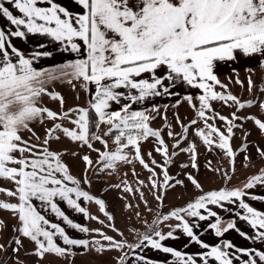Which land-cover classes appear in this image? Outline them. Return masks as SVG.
Listing matches in <instances>:
<instances>
[{"label": "snow or ice", "instance_id": "6c2138e0", "mask_svg": "<svg viewBox=\"0 0 264 264\" xmlns=\"http://www.w3.org/2000/svg\"><path fill=\"white\" fill-rule=\"evenodd\" d=\"M7 3L21 15H14L4 2H0V18H5L15 26V31L8 33L0 29V179L12 182L15 189L0 188V193L16 198L18 203L0 201V210H8L18 218L20 226L13 230L35 243L34 255L37 257L43 259L46 254L64 257L72 254L73 247L85 250L94 247L97 252H102L125 246L123 242L99 229L95 232L106 244L101 240L70 238L64 227L41 214V210L51 212L80 233H88L90 230L70 219L57 201L66 203L86 219L98 220V217L90 216L86 207L80 203L94 202L109 221L115 219L106 211L103 199L80 187L81 183L90 184L87 171L93 165V160L88 155L82 156L85 163L82 178L77 179L71 175L69 167L62 162L64 152L50 150L51 143L61 139L54 133L61 132L71 141L98 153L99 160L96 163L103 165L100 171L116 169L117 162L130 164L134 160L138 161L150 173V187L143 180H137V184L148 187L157 201L164 199L163 193L168 189L186 185L183 180L169 174L168 166L174 162L173 157L177 153H170L161 131L149 126L150 119L155 117H150L147 110H132L133 104H142L152 97L178 96L179 93L172 90L178 84L203 90V94L198 96L199 108L192 104L191 95L183 98L196 109L197 118L183 124L177 116L176 123L182 131L167 132V136L175 140L173 149L191 154L190 164L181 165L182 169L189 166L198 169L196 145L192 143L189 147L182 148L181 144L188 139L193 126L200 121H203L205 127H196L194 135L208 146V150L216 148L223 151L232 163L235 162L236 153L230 141L235 136L234 130L243 127L237 121L252 120L259 132L264 134V120L252 115L241 117L236 112L225 116L215 112L212 107L214 101L223 102L229 107L235 105L238 111L254 105L253 100L242 102L228 91V85L219 79L217 69L222 64H230L240 58L255 60L264 69V0H73L81 9L79 12L69 11L54 0H7ZM21 28L26 29V32ZM26 33L50 37L59 42L64 51L82 58L66 62L53 70H37L34 61L38 57H51L52 53L47 50L34 51L29 58L27 53L11 43L9 37L25 38ZM39 47L46 48L44 44ZM246 71L252 73L254 70L249 68ZM233 72L236 73V70L233 69ZM142 74L150 76L145 79L141 78ZM64 79L69 83L80 80L85 89L89 85H95V94L90 100L89 108L56 112L40 105L41 97L48 95L52 100H59L63 107V97L48 92L46 85ZM228 80L232 82V77H228ZM235 83L244 86V81L238 78V74ZM216 86L224 91H216ZM247 87L250 92L256 87L251 75L247 77ZM121 89H126L127 92ZM259 91L264 92V87L259 88ZM113 102L120 105L118 110H110ZM259 109L264 114V102L260 103ZM151 110L156 113L160 111L156 106ZM93 112L96 119H92ZM73 113L76 114L75 119L72 118ZM216 119L224 122L225 131H221L214 123H209ZM57 120L70 121L74 127H64L62 123H55ZM36 121L54 122L53 127L46 130L42 145L33 144L30 139L26 140L21 135L23 131L32 132L30 125ZM101 124L109 126L104 136L114 137L113 142L117 145L115 151L107 150L108 140L90 131V126L98 129ZM32 134L35 135L34 132ZM248 135L251 133H245V139ZM149 137L156 139L154 151L160 154L163 164L158 163L151 152L147 153L150 162L145 161L140 143ZM93 141L99 142L106 150L95 148ZM129 148L133 149L134 155L130 156L125 151ZM247 149L248 145L245 143L240 151L246 152ZM256 151L264 158V149L257 146ZM244 159L248 160L249 157L246 155ZM133 175H136L135 171ZM161 175L162 181L157 179ZM222 175L224 179H231L227 172ZM187 179L196 189L203 191L202 185L191 174L187 175ZM69 182L72 186H69ZM257 185L264 187V169H261L259 175L249 178L243 188H222L206 192L186 207L177 208L162 216L163 221L175 218L178 221L176 228L182 229L188 243L194 242L205 250L197 253L199 261L196 256L163 245V241L178 237L174 235V230L166 235L154 230L161 219L153 221V225L149 226L156 238L144 234L135 247L139 248L147 241L153 249L175 257L174 264H209L210 260L212 264H233L234 260H240L239 254L248 257L242 264H258V261L259 264H264V251L236 248L227 241L216 246L203 242L194 232V228L199 225L190 224L182 215L187 214L199 221L216 218V222L209 223L207 228L215 230L218 237L234 229L246 240L264 241V212L254 209L244 199L248 197L264 201V196L251 195L246 191ZM113 187L122 188L125 193L139 192L141 200L147 204L140 187L134 189L127 180ZM33 200L39 204H34ZM226 203L237 204L239 209L244 210V214L237 211L235 215L255 230L254 236L237 228L235 221L228 222L226 227L222 226L218 212L210 206L232 212L231 208L226 207ZM131 207L130 204L125 205V208ZM201 210L207 214H202ZM99 222L103 224V221ZM110 226L113 231L118 232L114 224ZM57 236L62 239L65 247L54 241ZM11 243L17 246L13 251L19 252L21 239L16 237ZM4 247L0 244V250ZM229 249L234 251H228ZM134 258L144 264H151V261H145L143 257ZM120 264H125L123 257Z\"/></svg>", "mask_w": 264, "mask_h": 264}, {"label": "rangeland", "instance_id": "374dc122", "mask_svg": "<svg viewBox=\"0 0 264 264\" xmlns=\"http://www.w3.org/2000/svg\"><path fill=\"white\" fill-rule=\"evenodd\" d=\"M232 82L235 83V80H233ZM227 85L229 86V81ZM231 90H229L228 87V91ZM233 91L237 94L239 92L236 90ZM233 91H231V93L235 95ZM240 95L241 93L238 94L237 97L241 98ZM192 104H195L196 108H199V100H195L194 102L192 101ZM212 107L215 112H218L221 115L226 114L225 116H230L232 112H236L238 116H242L241 114L244 111L245 113H248L250 115H256L257 112H259V110H255L257 105H253L251 108H248L246 110L243 109L238 111L235 105L229 107L228 105H224L223 102L220 101L212 102ZM159 109V113L152 112L148 114L150 117H155V119H150L149 126L154 130L161 131V136L169 146L170 153L173 151L177 153L173 157L174 162L168 166L169 174L176 179L183 180L184 185H186V187L178 185L174 189H168L163 193L164 199L162 201H157L154 198L153 192L149 191L148 187H142L137 184V180H143L145 184L149 185L150 187V181L148 180V176L150 175V173L146 169H144L138 161L134 160L133 163L130 164L117 162L116 169H105L103 171H100L103 165L96 163V161L99 160L98 153L91 151L86 146L80 145L78 142H73V144L77 147L74 149V152L77 153V155H72V153L74 152L64 153L62 155V159L68 162L72 161L76 163V167L70 169V174L77 179H81L82 174L85 172V163L83 162L81 157L84 155H88L93 160V165L88 168L87 171V178L90 180V184L86 185L81 183L80 187L88 191L91 195L96 192V194L99 196L97 198L103 199L105 201L106 211L110 215H113L115 219L114 221H109L105 216L104 233L106 235L113 236L117 241H128L131 244L136 240H139V238L137 239V237H140L143 233H152L151 236L155 237L154 231L149 227L153 225V221L161 219L163 215H167L177 208L186 207L188 203L194 202L196 198L206 192L220 190L222 188H243V185L248 182L249 178L255 175H259L261 169H264V158H261L256 151L257 146L264 149V134H261L259 132L252 120L237 121V123H242L243 127L241 129H236L237 132L235 133H240V135L234 136L230 141L233 151L236 153L234 163L230 162L229 159L225 157L223 151H221L220 149L213 148L212 150H208V146L204 145L203 142L194 135L195 128L200 127L201 122H199L196 126H193L190 134L188 135V139L182 142L181 147L187 148L192 143L196 145V151L198 153L196 163L198 165V169H193L190 166L187 169H182L180 167L181 165L190 164L191 154L189 152H180L179 149H173L172 145L175 143V140L169 138L167 136V132L173 131L174 133H180L182 129L180 125L176 123V117L179 116L183 124H188L191 119L197 118L196 109L193 108L189 103L174 104L171 106H167V108L164 107L163 109ZM73 114L76 115L75 113ZM211 114L212 113H208V115ZM75 118L76 116L74 117V119ZM210 122L214 123L216 127L221 129V131H225L226 126L224 122L219 121L218 119ZM108 127L109 126L107 124H101L97 129L96 134L108 140L107 150L115 151L117 145L113 142L114 139H110L109 137L104 136V133L108 131ZM248 132H250L251 135H248L247 139H245V133ZM245 143H247L248 149L246 152H241L240 148ZM93 146L95 148L101 149V151L106 150L97 141L93 142ZM140 146L142 155L144 156L146 162H150V158L148 157L147 153L151 152L152 157H154L158 163L163 164V159L160 154L154 151L155 147L157 146V141L155 138L149 137L147 140L141 141ZM125 151L130 156L134 155L133 149L131 148L125 149ZM246 155L249 157L248 160L244 159ZM209 162H211L210 166ZM210 169H220V171L215 172ZM133 171H135L136 175H133ZM157 171L159 172V169H157ZM224 172H227L228 176L231 177V179H224L222 175ZM188 174H191L199 181V183L202 185L203 191H201L200 189H196L190 183V181L187 179ZM157 179L162 181V175L158 176ZM123 180H127L128 184L134 189L140 187V190L144 193V198L146 199L147 204H145L144 200H141L139 192H136L134 194L125 193L124 191H122V188L113 187L114 185L121 184V181ZM2 181L4 183L5 179ZM69 186H72L70 182ZM0 188L14 190L15 185L12 182L10 184H0ZM246 191H248L251 195L264 196V187H261L259 185H257L253 189ZM244 199L245 202L249 203L250 206H252L254 209L264 212V201L251 200L248 197H244ZM0 201L18 203V200L16 198L8 197L5 193H0ZM32 202L37 205L39 204V202L35 200H33ZM57 202L59 204V207L65 213H69L64 202ZM80 203L82 204V206L86 207L90 216L95 215V212H92L94 208L92 207L90 202H88V204L90 205H88L87 203L85 205L82 201H80ZM61 204H63V206ZM126 204H130L132 205V207L125 208ZM237 204L229 205L226 203V207L231 208L233 210L232 212L222 211L217 206L210 207L212 208V210L218 212L220 218L226 217V219L222 220H227L230 215V222L235 221V223H240L244 220H241L239 217H237L235 215V212L239 211L241 212V214H244V210L239 209ZM137 213H139V215H137ZM41 214L45 215V217L53 223L62 224V219H58L51 212H44L43 210H41ZM101 214L102 212L100 213L99 211L100 221H102ZM182 215H184L185 220L190 218L189 216H187V214L182 213ZM222 220L221 224L224 223ZM0 221L3 222L2 224H0V244H3L5 246L3 250H0V264H17L18 261L20 262V264H53L52 254H46L43 259L37 257L36 255H34L36 248L35 243L30 239L21 236L18 232L13 230L14 227L18 228L20 226V222L12 212L8 210H0ZM113 224L115 228L118 229V232L113 231L112 227L110 226ZM177 224L178 221L175 218H170L167 221H163L161 219V222L158 225L154 226V230L162 231V228L164 230L166 228H175ZM97 227H99V230L101 231V223H96V226L94 228L96 229ZM249 231L250 232L248 233V235L254 236L255 230L250 228ZM68 232H66L67 235ZM120 233H123V235H120ZM231 233L237 235L236 230H233ZM16 237H19L22 243L19 252L13 251V248L17 246L14 243H11ZM59 239L61 238H59L58 236L54 237L55 242H57ZM100 239L102 240V237H100ZM238 240H240V238H238ZM247 240L253 241L256 239ZM103 243L106 244L107 242L103 241ZM135 248L136 247H134L133 249L136 251ZM246 249L264 251V244L258 243L256 245V243H254L252 246H249ZM109 252H117L119 255H123L128 252V247L124 246L122 249L102 251L103 254L107 253V258L105 259L112 260L115 258V256H112L113 254L110 255ZM239 255L240 260H234L233 264H242V261L248 259L247 256H244L242 254Z\"/></svg>", "mask_w": 264, "mask_h": 264}, {"label": "crops", "instance_id": "0c3cea01", "mask_svg": "<svg viewBox=\"0 0 264 264\" xmlns=\"http://www.w3.org/2000/svg\"><path fill=\"white\" fill-rule=\"evenodd\" d=\"M0 2H4L6 7H9L10 11H13L14 15H21L18 10L14 9L7 3V0H0ZM54 2L61 4L62 6L66 7L69 11L73 12H79L81 9L73 3V0H54ZM40 6H47V5H40ZM0 29H3L6 33L15 31V26L11 25L10 22H8L5 18H0ZM22 31L26 32V29L21 28ZM11 43L18 47L21 51L25 52L28 54V57H31L32 52L34 51H50L52 53L51 57H38L34 61V67L37 70H53L58 68L59 66L63 65L66 62L75 60L77 58H82V57H77V54L72 53V52H66L63 50L62 46L60 45L59 42L53 41L50 37L39 35V34H30L26 33L25 38H17V37H9ZM44 44L46 46L45 49H41L39 45ZM239 55V54H238ZM253 69L254 71L252 73L246 71V69ZM233 69L236 70V73L233 72ZM161 72L163 69L160 70ZM219 79L227 84L228 83V77H232V81L236 79V76L238 74V78L241 79V81H244V86L241 87V85H238L234 82H229V90L233 89L236 91H239L238 94L241 93L239 98L242 102L248 101V100H255V105H257L255 110H259L256 116L262 120H264V114L260 112L259 105L261 102H264V92H260L259 88L264 87V69H261L257 62L255 60H245L243 58L238 59L236 62H231L230 64H222L218 67L217 69ZM251 75L253 81L255 82L256 87L252 89V91H248L247 87V77ZM150 74H142L141 78L148 79ZM257 78V79H255ZM82 81L80 80H72L71 83L68 82L67 79L64 80H55L46 85V88L48 92L50 93H56L59 94L60 96L63 97L64 99V104L63 107H61L60 101L59 100H52L48 95H44L41 97L40 100V105L48 107L49 109L56 111V112H62V111H68L69 109H74V108H88L90 100L95 94V85H89L87 89L82 87ZM122 91L127 92L126 89H121ZM174 92H178L179 95H173L171 97L169 96H161V97H152L147 99L145 102L142 104H133L132 110H138V111H144L147 110V114H150L154 111L151 109L153 106H156L158 108H167V106H171L174 104H182V103H188L186 100H184V96L186 95H191L193 97V102L195 100L198 101V96L203 94V90L197 89L190 87L188 85H181L178 84L176 88L172 89ZM216 91H222L219 86H216ZM231 90V91H233ZM230 91V92H231ZM241 91V92H240ZM233 93L238 96L237 93L233 91ZM126 101H122V103H125ZM120 108V105L115 104L114 102L112 103L111 109L110 110H118ZM248 109V108H246ZM244 109V110H246ZM253 109V108H252ZM226 115V114H224ZM228 115V114H227ZM243 116H249L250 114L245 113V111L241 114ZM76 115L72 114V118L74 119ZM201 125L200 128H204V123L200 121ZM52 121H45L44 123H40L38 121L31 123L30 127L32 128V132L29 131H23L21 135L24 137V139L31 141L33 144H40L42 145L43 140L45 139V134L46 130L49 128L53 127ZM55 123H62L64 127H69L73 128L74 125L70 123V121H61L57 120ZM209 123H211L209 121ZM237 132V130H234ZM35 133L33 135L32 133ZM239 133V132H238ZM54 135H58L61 137V139L56 142L53 141L51 143V148L50 150L52 151H63L64 153H72L74 152V149L77 148L74 144L73 141L68 139L67 137H64L61 132H56ZM239 134L235 133V136H239ZM36 137H39L37 139ZM94 142V141H93ZM17 156L19 154L17 153ZM62 162L65 163L69 169L75 168L76 163L74 162H68L64 159H62ZM14 166V165H13ZM0 179V184H10L11 182L8 180ZM95 197H99L96 192H94ZM84 202V201H82ZM88 202H84L86 205ZM92 207L94 208L92 212H95L96 217H98V220H92V219H86L82 214H79L75 212L73 209H69L67 204V211L69 213H66L70 219H72L75 223H79L82 226H86L89 228L88 233H80L77 230H74L70 228L63 220H61L62 224H60L61 227L65 228V231H72L68 232V236L70 238H76V239H86L89 241L92 240H101L100 237L95 230L99 229L97 227L96 229L94 228L96 226V223L100 221V216H99V206L96 205L94 202H90ZM88 204V205H90ZM63 206V204H61ZM202 214H207L206 212L202 211ZM101 213V212H100ZM102 221L103 224L101 231L104 233V220H105V215L102 213ZM230 215L227 218V220H222L226 219V217L220 218L224 223V227H226L227 223L230 222ZM90 220V221H89ZM190 224H198L199 227L194 228V232L200 237V239L208 243L210 246H216L217 244L223 245L225 241L231 242L233 245L236 246V248H248L249 246H252L254 243L256 245L259 244H264V241L261 240H253V241H248L241 237L239 233L236 231L237 235L232 234L231 232L234 230H229L224 233L223 236H216L215 235V230L207 228V225L209 223H215L216 218L210 217L208 221H199L198 218L190 217L187 219ZM89 222V223H88ZM100 223V222H99ZM237 228H239L241 231L245 233H249V229L251 226L244 221H241L240 223H236ZM252 229V228H251ZM174 230V235L178 237V239H167L163 241L164 246L168 247H173L176 250H179L181 252L187 253L188 255H193L196 256L197 260L199 261V257L197 253L205 251L204 249H201L199 245L193 243H188V238L186 234L182 232V229L176 228H166L165 230L162 228V233L165 235L169 231ZM70 233V234H69ZM145 233H143L139 238V240H136L134 243H131L126 241L123 242L125 243V246L128 247V245H132L133 247H128V252H126L123 255H119L117 252H109L110 255L115 256L114 259H105L107 258V253L103 254L102 252H97L94 247H90L88 250H85L80 247H73L72 248V254L71 255H66L64 257H59L55 254H52L53 256V264H118L120 262V259L123 257L125 259V264H144L143 261L135 259L134 257H143L145 261H151V264H174L175 257H173L171 254L164 253L161 250L158 249H153L150 244H148L147 241H144L143 246L139 248H135L136 251L133 249L135 245L139 244L141 240L143 239ZM152 233L147 234L151 236ZM141 238V239H140ZM154 239L156 237H153ZM240 238V240H238ZM123 241V240H122ZM103 243V240H101ZM121 242V241H120ZM258 242V243H257ZM58 245L65 247L62 243V239H59L56 242ZM134 244V245H133ZM185 244L188 246L185 247ZM134 251H133V250ZM262 250V249H261ZM228 251H234L233 249H229ZM209 264H212V261H209Z\"/></svg>", "mask_w": 264, "mask_h": 264}, {"label": "trees", "instance_id": "16d2710c", "mask_svg": "<svg viewBox=\"0 0 264 264\" xmlns=\"http://www.w3.org/2000/svg\"><path fill=\"white\" fill-rule=\"evenodd\" d=\"M88 108H89V107H88ZM92 119H96L94 112L92 113ZM90 131H91L92 133L96 134V133H97V128L94 127V126H90ZM110 139H114V137H113V138H110ZM118 264H120V262H119Z\"/></svg>", "mask_w": 264, "mask_h": 264}]
</instances>
